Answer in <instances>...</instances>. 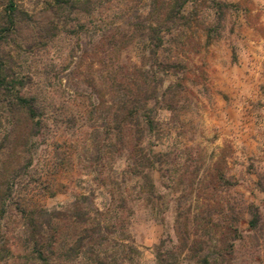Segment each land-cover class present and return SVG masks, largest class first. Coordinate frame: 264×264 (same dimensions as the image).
<instances>
[{"label": "rangeland", "instance_id": "374dc122", "mask_svg": "<svg viewBox=\"0 0 264 264\" xmlns=\"http://www.w3.org/2000/svg\"><path fill=\"white\" fill-rule=\"evenodd\" d=\"M14 2L0 257L22 251L20 207H80L109 261L264 264V0Z\"/></svg>", "mask_w": 264, "mask_h": 264}, {"label": "trees", "instance_id": "16d2710c", "mask_svg": "<svg viewBox=\"0 0 264 264\" xmlns=\"http://www.w3.org/2000/svg\"><path fill=\"white\" fill-rule=\"evenodd\" d=\"M6 1L5 21L12 26L17 9L14 0ZM72 1L75 0H54V3L61 6ZM9 28L4 26L1 30ZM2 68L0 61V87L3 90L14 88L18 80L13 76L8 78ZM15 100L19 107L33 114L36 108L33 97H26L15 90ZM19 211L24 219L25 236L20 244L22 251L11 253L10 259L0 257V264H121L109 261L105 255L100 256L87 244L91 238L98 236L101 229V222L89 210L76 207L67 212L20 207ZM84 248L88 249L87 255L81 258L80 253L85 252Z\"/></svg>", "mask_w": 264, "mask_h": 264}]
</instances>
